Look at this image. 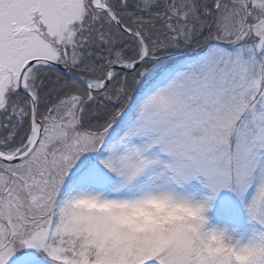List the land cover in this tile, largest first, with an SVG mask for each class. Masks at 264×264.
<instances>
[{
  "label": "snow or ice",
  "instance_id": "obj_1",
  "mask_svg": "<svg viewBox=\"0 0 264 264\" xmlns=\"http://www.w3.org/2000/svg\"><path fill=\"white\" fill-rule=\"evenodd\" d=\"M0 264H264V0H0Z\"/></svg>",
  "mask_w": 264,
  "mask_h": 264
}]
</instances>
